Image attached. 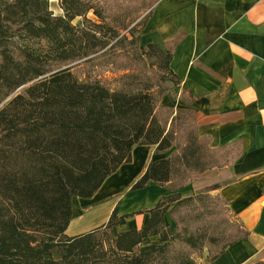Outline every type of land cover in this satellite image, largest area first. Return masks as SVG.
Segmentation results:
<instances>
[{
    "label": "trees",
    "instance_id": "obj_1",
    "mask_svg": "<svg viewBox=\"0 0 264 264\" xmlns=\"http://www.w3.org/2000/svg\"><path fill=\"white\" fill-rule=\"evenodd\" d=\"M58 1L62 16L47 0H0V264H199L204 249L213 261L247 238L224 199L179 193L192 177L230 167L241 146L209 147L192 100L172 92L171 53L140 43L135 32L158 0H148L142 24L121 22L124 0ZM167 94L187 107L163 106ZM137 145L169 155L130 191L154 183L168 194L128 215L115 207L105 223L67 236L72 198H91ZM144 213L141 229L107 233Z\"/></svg>",
    "mask_w": 264,
    "mask_h": 264
},
{
    "label": "crops",
    "instance_id": "obj_2",
    "mask_svg": "<svg viewBox=\"0 0 264 264\" xmlns=\"http://www.w3.org/2000/svg\"><path fill=\"white\" fill-rule=\"evenodd\" d=\"M141 37L171 53L169 68L179 79L172 92L192 100L197 133L209 138V147L234 142L241 146V155L230 167L194 176L179 191L187 196L209 190L226 201L249 232L207 264L264 262V0H158ZM162 105L187 107L169 94ZM154 148L135 146L131 161L121 164L91 198L73 197L65 234L75 236L100 226L115 207L119 216L128 215L152 208L167 195L154 183L130 191L150 162L169 155L154 154ZM104 209L107 214L89 225ZM129 218L127 230L141 229L148 215ZM202 255L205 259L207 254Z\"/></svg>",
    "mask_w": 264,
    "mask_h": 264
},
{
    "label": "rangeland",
    "instance_id": "obj_3",
    "mask_svg": "<svg viewBox=\"0 0 264 264\" xmlns=\"http://www.w3.org/2000/svg\"><path fill=\"white\" fill-rule=\"evenodd\" d=\"M48 1V9L49 11L52 12L53 16H62L63 14H55V12L53 10H51L50 8V3L51 0H47ZM125 3L121 6V7H117L115 10L117 12H120V16L122 17L121 22H141V24L144 21V17L147 15L148 11L150 10L149 6H147L148 0H124ZM56 5L60 8L59 6V1L55 0ZM61 9V8H60ZM90 17V15L88 16ZM79 20V18H77L73 23L76 24L77 21ZM131 23V22H130ZM142 31L141 27H139V29L136 30V34L140 33ZM140 43L142 45H144L146 43V40H143L142 37L140 38ZM78 73L80 70H77ZM82 74H84V70H81ZM81 74V75H82ZM107 76H110L109 73H106ZM172 99L173 97L170 96ZM202 191H206V190H202ZM201 192V191H198ZM197 193V192H194ZM193 194V193H192ZM208 194L212 197H218L217 195H212L210 194V192L208 191ZM191 195V194H190ZM183 196V195H182ZM189 196V195H187ZM222 207L225 209V213L227 214V216H229V218L231 219H236L233 214L231 213L229 206L225 203L222 202ZM132 218H129L126 220L125 224L126 226H114L110 229V231H108L107 233L110 234V236L114 239H116V235L119 232L125 231L127 230V226L131 225ZM165 225L174 233L175 232V223L173 221V219L169 216V215H165ZM105 237V236H104ZM103 239L105 241H107L108 238H104ZM154 240V239H152ZM204 252H206L207 254V250L204 249ZM203 255L197 259L199 264H207V262H211V261H207V256L205 255V259H203Z\"/></svg>",
    "mask_w": 264,
    "mask_h": 264
},
{
    "label": "bare ground",
    "instance_id": "obj_4",
    "mask_svg": "<svg viewBox=\"0 0 264 264\" xmlns=\"http://www.w3.org/2000/svg\"><path fill=\"white\" fill-rule=\"evenodd\" d=\"M50 8L51 10L55 12V14H58V13L63 14L62 10L56 5L55 0H51ZM106 214H107V209H104V211L101 212L99 216L92 219L88 224L93 225L95 223H98Z\"/></svg>",
    "mask_w": 264,
    "mask_h": 264
}]
</instances>
